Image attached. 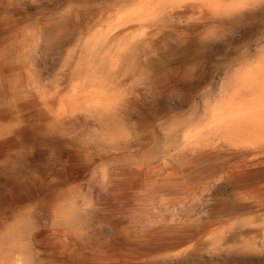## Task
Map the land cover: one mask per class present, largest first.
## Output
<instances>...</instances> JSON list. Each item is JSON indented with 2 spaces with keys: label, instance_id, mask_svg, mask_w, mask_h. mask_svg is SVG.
<instances>
[{
  "label": "rangeland",
  "instance_id": "obj_1",
  "mask_svg": "<svg viewBox=\"0 0 264 264\" xmlns=\"http://www.w3.org/2000/svg\"><path fill=\"white\" fill-rule=\"evenodd\" d=\"M106 16L120 31H130L111 39L95 29ZM0 19V51L28 38L22 57L37 83L64 87L98 66L117 78L109 57L130 79L127 85L117 80L126 98L125 134L111 147L96 146V157L110 152L105 160L94 161L63 188L39 185L34 200L40 206L72 193L74 219L95 246L106 247L127 227L139 238L160 233L130 251L101 253L102 262L264 264V127L253 121L264 111V0H0ZM66 21L70 27L61 31ZM84 39L102 42L93 57L83 52ZM247 117L254 118L251 126ZM47 145L33 139L32 154L0 178V195L14 180L62 169ZM117 167L135 174L130 195L116 185L100 186L101 176ZM165 178V190L158 191L155 184ZM83 199L92 212L82 208ZM36 224L39 232L69 227L50 223L41 212ZM35 256L36 264H47L44 250L37 247Z\"/></svg>",
  "mask_w": 264,
  "mask_h": 264
},
{
  "label": "bare ground",
  "instance_id": "obj_2",
  "mask_svg": "<svg viewBox=\"0 0 264 264\" xmlns=\"http://www.w3.org/2000/svg\"><path fill=\"white\" fill-rule=\"evenodd\" d=\"M74 21H76V19H74ZM58 27H60L59 29L61 31H66L70 25L69 22L66 21ZM95 29H101L102 33L108 34L111 39L121 32L130 31V29L127 28L120 31V29L116 28L109 16L102 18L100 24H97ZM25 39L28 38L25 37ZM25 39H23L18 46L13 47L9 45L0 51V178L12 173L14 168H12L11 164L19 163L24 156L29 154L32 149L33 139L35 138L48 141L51 144L50 147L53 158L57 161H62L63 167L58 172H53L46 176L40 177L35 174H30L26 178L21 177L22 179L14 180L10 189L6 193L0 195V264H36L35 255L37 247L47 253V264H113L102 262L100 257H103V254L101 253L120 249L130 251L131 246L136 245L140 247L141 245H146V243L149 244V242L156 239V236L160 233L153 231L149 233L148 237L139 238L131 236L130 227H127L122 231H118L120 238L112 239L106 247L95 246L91 236L86 233L81 222L77 223L79 221L74 219L75 214L72 212V208L75 204L74 200L71 198L72 193L70 194V192H68L70 194L69 196L57 194L48 198L44 208L34 200V194L37 188H39V185L45 189L63 188L76 180L80 174L85 173L86 169L92 163L104 159L110 153L109 151L105 153L102 152L96 157V155H94V149L96 146H113L126 132L122 113L125 109L126 102L123 99L125 97H123L117 88V80L127 85L130 82L129 75L121 73V70H119L122 68L121 63L109 57V71H117V78H115V76L113 77V73H107L106 75L105 72H102L101 66H98L94 67L95 70L93 72L90 70V72H88L89 74L87 73L82 80L71 81L64 87L48 83H37L30 75L27 63L22 57L26 54L27 45L29 44V41ZM85 39L83 52L87 58H90V56L93 57L97 49L101 47L102 42L94 39ZM33 42L34 41H32V43ZM151 42L152 39L146 40V46L148 47ZM12 53L16 56L14 57ZM31 85H35L36 87L30 88ZM260 89L262 88L260 87ZM259 91L260 90H258V92ZM256 94L254 93V95ZM261 94L259 92V95ZM127 97L129 98V96ZM221 109L223 108L221 107ZM250 113H252V111ZM256 114H260V116H254L255 119H258H251L253 117V115H251L252 117H249L251 124L248 125L251 126L253 120L254 122H258L259 126L264 127V111ZM245 117L246 116H244V118ZM249 118L247 117V119ZM244 125L247 126L246 124ZM248 129L250 130V127ZM239 138L241 139V134ZM16 139L23 140L24 146L22 148L19 147L17 142L16 144L13 143ZM245 142L248 143L249 141ZM250 144L252 146L253 143L250 142ZM115 155L117 156V154ZM108 161L107 163H109ZM129 161L130 160H128V164ZM118 167L114 170V174L108 175V173H105L101 176L102 179L99 181L101 184L100 186L116 185L118 188L128 192L130 191V176L133 174L130 173V169L120 170L121 168L118 169ZM21 171H19L20 174ZM96 173L100 174V172ZM134 175L133 177H135ZM139 175L140 174H138V176ZM16 177L18 178V175ZM97 179L98 178H96V180ZM169 179L170 178L159 180L158 185L155 184L157 190L164 191L165 182ZM142 188L144 189L146 186L144 185L141 189ZM257 190L262 191V187L257 188ZM124 195L125 194H123V196ZM83 200L81 204L83 206L82 208L92 212V204L90 205L86 200L83 202ZM77 206L79 205L77 204ZM39 212L43 213L46 220L50 223L53 222L58 225L60 224V226L69 227L67 230L60 232H54L52 227V230H44L43 228L42 230L44 231L39 232L36 224L37 214ZM77 220L79 219L77 218ZM142 231L141 233L144 232ZM94 239L96 240V238ZM53 252L54 255H52ZM153 254L154 253L150 252L145 254L144 257L150 258ZM94 257H99L100 263L96 262ZM128 258H130V256ZM144 260L147 262L150 259ZM143 263L144 261L138 260L136 262H129L128 264Z\"/></svg>",
  "mask_w": 264,
  "mask_h": 264
}]
</instances>
